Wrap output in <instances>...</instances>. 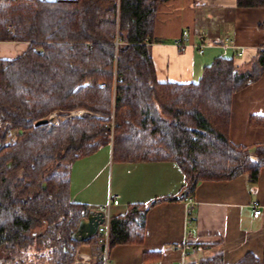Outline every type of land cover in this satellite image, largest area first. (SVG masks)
Returning <instances> with one entry per match:
<instances>
[{
	"label": "trees",
	"instance_id": "trees-1",
	"mask_svg": "<svg viewBox=\"0 0 264 264\" xmlns=\"http://www.w3.org/2000/svg\"><path fill=\"white\" fill-rule=\"evenodd\" d=\"M163 1L0 0V40L28 42L0 57V264H69L80 242L103 264L96 234L71 236L88 205L70 196L72 163L103 144L114 161H174L181 198L201 180H257L264 142L234 143L228 128L232 94L264 72V45L247 66L218 54L196 80H159L149 41ZM76 109L88 114L67 116ZM53 112L56 123L35 124ZM248 123L264 127V114ZM175 197L129 202L109 217V249L141 243L148 209ZM185 264L226 263L215 252ZM231 264H264V248L260 258L246 252Z\"/></svg>",
	"mask_w": 264,
	"mask_h": 264
},
{
	"label": "crops",
	"instance_id": "crops-1",
	"mask_svg": "<svg viewBox=\"0 0 264 264\" xmlns=\"http://www.w3.org/2000/svg\"><path fill=\"white\" fill-rule=\"evenodd\" d=\"M183 29L188 30V37L179 47L174 39ZM226 37L234 47L223 43ZM200 38L204 41L201 52L195 45ZM263 45L264 7L236 6L235 0H165L157 6L149 50L159 80L190 81L196 80L203 65L218 54L233 53L238 65L247 66ZM27 46V41L0 40V57H14ZM253 113L264 114V72L232 94L228 135L234 143L264 142V127L248 123ZM107 146L72 163V199L86 203L91 210L105 204L109 195L116 196L118 202L108 209L111 217L123 213L129 202L176 196L148 209L141 243L116 244L109 249L108 259L113 264L195 262L215 252L222 253L226 264L246 252L262 256L264 207L254 217L250 204L255 199L264 203V167L254 183L245 174L201 180L192 202H187L179 196L183 174L174 161H114L111 145ZM153 251H158L156 257L143 259L144 252ZM75 260L81 264L95 262L89 243L78 244Z\"/></svg>",
	"mask_w": 264,
	"mask_h": 264
},
{
	"label": "built area",
	"instance_id": "built-area-1",
	"mask_svg": "<svg viewBox=\"0 0 264 264\" xmlns=\"http://www.w3.org/2000/svg\"><path fill=\"white\" fill-rule=\"evenodd\" d=\"M188 37V30L187 29H183L180 33V35H178L175 39H174V44L179 46V47H183L186 40ZM120 41V38L118 36H116L114 42L115 44L118 43ZM223 43L225 45L234 47V44L232 42L231 39L229 38H224ZM197 45V49L198 51H202L203 50V46H204V41L202 38H200V42L195 44ZM32 49H35V47H33ZM236 55H240V51L236 50L235 51ZM88 114L87 111L83 110V109H76L71 111L70 113L67 114V116L70 115H86ZM50 118H52L53 113H51ZM52 120V119H51ZM54 123L57 122V120L52 121ZM184 199L187 202H192L191 196H186L184 197ZM118 202V199L116 196L113 195H109L107 198V202L101 206H99L98 210H101L103 212V220L98 224L97 226V240L99 243H101L102 248L100 251V255L102 257V261L103 264H113L109 259H108V254H109V246H108V233H109V214H108V209L110 207L111 204H116ZM251 206V210H252V215L254 217H257L261 214L262 211V207H264V203L260 202L259 200L255 199L251 202L250 204ZM75 264H81L79 261H74ZM177 264H185V262L183 260L179 261Z\"/></svg>",
	"mask_w": 264,
	"mask_h": 264
},
{
	"label": "water",
	"instance_id": "water-1",
	"mask_svg": "<svg viewBox=\"0 0 264 264\" xmlns=\"http://www.w3.org/2000/svg\"><path fill=\"white\" fill-rule=\"evenodd\" d=\"M49 117H44L35 122V124L44 123L46 122ZM103 220V212L98 209H91L86 212L84 216L80 218L78 221V224L74 231L71 233V236L75 240H85L92 235L96 234L97 232V226L98 224ZM69 264H75L74 261H72ZM77 264V263H76ZM86 264V263H82Z\"/></svg>",
	"mask_w": 264,
	"mask_h": 264
},
{
	"label": "rangeland",
	"instance_id": "rangeland-1",
	"mask_svg": "<svg viewBox=\"0 0 264 264\" xmlns=\"http://www.w3.org/2000/svg\"><path fill=\"white\" fill-rule=\"evenodd\" d=\"M58 118H60L55 112H53V116H52V121H54V120H57ZM250 146H253V145H250ZM106 148H108V146H107V144H103V145H101L99 148H98V150L97 151H99V150H103V149H106ZM98 152H96L95 154H97ZM95 158V157H94ZM90 160V159H89ZM98 185V184H97ZM96 185V188L98 187Z\"/></svg>",
	"mask_w": 264,
	"mask_h": 264
}]
</instances>
